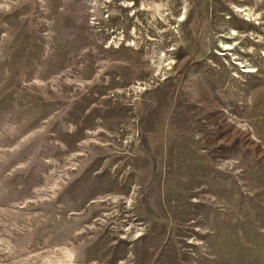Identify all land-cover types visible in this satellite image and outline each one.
I'll return each mask as SVG.
<instances>
[{
    "label": "rangeland",
    "instance_id": "374dc122",
    "mask_svg": "<svg viewBox=\"0 0 264 264\" xmlns=\"http://www.w3.org/2000/svg\"><path fill=\"white\" fill-rule=\"evenodd\" d=\"M0 264H264V0H0Z\"/></svg>",
    "mask_w": 264,
    "mask_h": 264
},
{
    "label": "bare ground",
    "instance_id": "6f19581e",
    "mask_svg": "<svg viewBox=\"0 0 264 264\" xmlns=\"http://www.w3.org/2000/svg\"><path fill=\"white\" fill-rule=\"evenodd\" d=\"M70 257H71V255H70Z\"/></svg>",
    "mask_w": 264,
    "mask_h": 264
}]
</instances>
